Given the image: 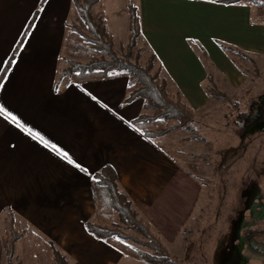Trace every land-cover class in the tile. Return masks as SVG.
<instances>
[{"label":"crops","instance_id":"crops-1","mask_svg":"<svg viewBox=\"0 0 264 264\" xmlns=\"http://www.w3.org/2000/svg\"><path fill=\"white\" fill-rule=\"evenodd\" d=\"M101 2L115 49L118 37L128 43L129 6L137 8V45L194 111L209 100L208 84L243 83L234 54L264 57V23L249 1L100 0L93 13ZM75 14L73 0H0V227L13 218L68 264L127 262L87 228L104 212L94 175L110 165L139 217L153 229L158 214L164 220V264H264V176L191 173L170 155L167 135L148 139L132 125L146 109L140 97L125 102L128 76L60 83Z\"/></svg>","mask_w":264,"mask_h":264},{"label":"trees","instance_id":"trees-1","mask_svg":"<svg viewBox=\"0 0 264 264\" xmlns=\"http://www.w3.org/2000/svg\"><path fill=\"white\" fill-rule=\"evenodd\" d=\"M100 0H73L79 27H72L66 38L64 58L68 66L62 71L74 81L89 79H104L117 75L128 76L126 103L140 97L144 107L153 108L154 113L143 112L132 125L146 138H157L176 129H188L196 121V113L182 98L180 93H171L168 82L161 77V67L154 72L155 55H152L147 65L131 61L130 56L137 46L141 34L140 20L137 8L129 6L130 34L128 53L120 56L115 49L114 39L106 27L105 14L102 11L97 17L93 7ZM233 2L242 0H230ZM247 1V0H244ZM210 90L211 87H208ZM235 105V104H234ZM248 113L240 112L235 120V133L245 126ZM229 125V123H227ZM162 127L160 131L154 130ZM94 196L98 209V222L87 223L88 230L97 238L105 240L109 245L136 260L149 264H164L171 261V254L161 238L153 231L149 222L139 217L132 207V201L119 187L115 170L106 165L94 175ZM115 214L118 222L115 221ZM109 224H112L110 227ZM122 225L140 232L144 239L134 233L126 232ZM23 240V264H68L64 255L52 242L45 241L26 230H18L13 219L8 230L0 241L6 248L8 264L13 263L15 244ZM124 240L148 247L153 253L135 247Z\"/></svg>","mask_w":264,"mask_h":264},{"label":"rangeland","instance_id":"rangeland-1","mask_svg":"<svg viewBox=\"0 0 264 264\" xmlns=\"http://www.w3.org/2000/svg\"><path fill=\"white\" fill-rule=\"evenodd\" d=\"M247 1L254 8V19L264 23V0ZM103 10L104 4L101 2L94 8V16L97 17ZM71 25L72 27H79L76 14L72 19ZM127 45L128 43L126 44L124 38L118 37L116 50L120 56L127 55ZM141 48L137 45L129 58L131 61H137L142 66H145L148 64L152 54L145 51L144 47ZM234 60H236V65L240 66L245 74L243 83L232 85L228 84L224 78H221L216 86L208 84L207 88L211 87V89L206 88V92L210 95V98L195 111L196 121L192 123L191 127L188 129H176L166 134V140L170 147L168 151L176 159H179V155L183 156V160L181 158L180 160L184 163V167L190 170L191 173L198 174L201 177L213 172L216 177L219 174L223 176L245 175L247 178L248 176H253V178L260 179V177L264 176V57L255 56L256 62H253V59H250L247 55L239 53L234 54ZM64 64V68H66L68 63L65 58ZM157 64L155 60L153 72L158 68ZM209 67L214 72L212 66ZM62 70L58 79L60 83L71 79ZM168 89L171 93L177 91V88L173 85L168 86ZM146 112L153 114L154 109L148 108ZM240 112L248 113L249 116L246 120H243V122L245 121V126L241 127V132L237 134L234 131L235 120ZM162 129L159 126L154 130L160 131ZM158 140L162 142L161 139ZM260 188L264 191L263 187ZM262 200L264 201V199ZM103 210L105 211L104 208ZM175 217L176 214L173 218L174 224L168 228V233L172 235L176 234L178 225V223H175ZM11 219L13 218L6 220V223L0 227V238L7 232ZM115 221L118 222L117 217ZM109 225L110 227L112 226V224ZM154 226L155 229H152L157 235V231L160 232L161 229L166 231L163 228L165 222L159 214L155 217ZM122 227L126 232L134 233L139 238L144 239V236L137 230L125 225H122ZM124 241L153 253V250L148 247L130 240ZM127 259V262L123 261L124 263L121 264H149L129 257ZM0 264H8L6 248L1 241ZM16 264H23V262L19 260V263ZM246 264H251L250 260Z\"/></svg>","mask_w":264,"mask_h":264},{"label":"snow or ice","instance_id":"snow-or-ice-1","mask_svg":"<svg viewBox=\"0 0 264 264\" xmlns=\"http://www.w3.org/2000/svg\"><path fill=\"white\" fill-rule=\"evenodd\" d=\"M0 111H2V109H0ZM13 119H15L14 117H13ZM63 156L65 157V158H68V154L67 153H63ZM71 162V161H70ZM77 167H79V165H77Z\"/></svg>","mask_w":264,"mask_h":264}]
</instances>
